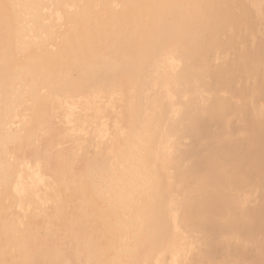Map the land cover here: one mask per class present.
<instances>
[{
	"label": "rangeland",
	"instance_id": "374dc122",
	"mask_svg": "<svg viewBox=\"0 0 264 264\" xmlns=\"http://www.w3.org/2000/svg\"><path fill=\"white\" fill-rule=\"evenodd\" d=\"M123 1L0 0V248L2 232L17 236L54 215L76 217L74 198L60 182L77 177L75 186L94 195L82 202L97 209L111 264H196L192 255L198 264H232L242 242L233 230L221 229L212 239L193 224L182 228L176 214L178 202L200 188V162L264 157V0H125L151 16L145 25L166 52L146 55L129 85L119 81L118 60L102 63L101 76L77 82L72 56L100 60L85 36L69 35L80 12L88 6L105 21L122 14ZM193 31L206 32L196 59L183 40ZM64 38L70 52L60 46ZM35 63L51 68L60 88L50 93L40 80L32 89ZM257 175L248 164L241 173L255 185L249 201L258 208V217L246 220L264 235V183ZM233 201L237 207L239 196ZM144 208L161 213L158 235L165 237L157 236L148 252L154 234L142 223ZM166 234L175 246L166 245ZM245 246L239 260L252 252ZM207 252L216 256L208 260ZM22 262L41 264L33 253ZM0 264H7L1 256Z\"/></svg>",
	"mask_w": 264,
	"mask_h": 264
},
{
	"label": "bare ground",
	"instance_id": "6f19581e",
	"mask_svg": "<svg viewBox=\"0 0 264 264\" xmlns=\"http://www.w3.org/2000/svg\"><path fill=\"white\" fill-rule=\"evenodd\" d=\"M123 6L124 10L122 11V14L119 16L110 15L105 21L99 20V18L96 15H92V13L90 14V7L88 6L84 7L80 12L79 26L69 35L71 37L85 36V38L98 47L96 55L100 57V60L99 62H92L72 56L76 60L79 73V79L76 80L77 82L79 80L81 82H87L93 77L101 76L103 74L101 68L102 63L112 64L114 60H118L120 61L119 81L122 82L121 84L127 85L133 79L134 75L142 70V61L146 55L152 53L154 50L157 53L166 52V45L157 38H154L155 35L151 32L149 26L145 25L148 20H151V16L142 15V9L139 7V4L136 9L133 7L128 8L124 0ZM185 37L186 38L183 40L185 41L186 46H184L187 47L189 54L196 59L199 52L204 46H206V32L193 31L187 33ZM60 44L61 48H64L67 52L71 51L67 38H64ZM1 53H3L2 50H0V55ZM187 59L188 58H186V60ZM96 60H98V58ZM51 71V68H48V70L45 71L38 63H35L33 74L28 80V85L32 89H35L36 84L42 81L40 84L45 83L48 86L50 93H53L59 85L51 75ZM66 87H68V84H66ZM140 87L142 86L140 85ZM69 88L72 90L74 87L71 85ZM38 102H40V100ZM41 106L42 103L38 107L40 108ZM209 108L210 107H208V109ZM226 138L224 142L227 141L228 138ZM221 139L220 141H222ZM228 140H231L230 137ZM261 157V153H259L258 156L255 155V153L252 156L239 154L237 163L233 162L231 160L232 158L226 160L211 158L212 160L200 162L196 168V172L200 173V176L195 182V185L200 188L196 192L189 191L186 196L178 202L179 204L181 203V213L179 215L176 214V217H178L179 220H182L180 221V226L182 228H184L182 225H187L188 227L193 224L200 230V233L204 232L205 235L210 236L212 239L221 229H225V231L228 228L230 231L233 230V235L237 240H241L242 242L237 245V251L239 253L235 258L237 260H231L232 264L264 263V254L261 253L264 251V244H262V246L258 244L261 242V239L264 238V235L261 232H255L253 228H255L256 224L252 225L250 224V221L246 220L247 216L258 217L256 216V211L258 209L255 207L256 203L249 201V198L255 192V185H253V181H248L241 176L245 165L248 164L253 167L254 172L256 171L258 174L257 176H259L261 178L260 180L264 183V157ZM231 169L235 171L233 176H226L223 174L225 171H230ZM77 181V177H72L70 180H61L60 182L67 192H69L74 198L76 208L73 213L76 212V217L69 216L70 218L63 219L58 215L55 216L53 214L54 217L51 222L41 221V223L36 225L38 226L37 228L32 227L31 229L29 228V230L24 228L22 229L21 234L19 233L17 236L9 233V230L2 232L4 233L2 239L5 241L6 245L5 247L0 248V256L5 262H7V264H23L22 260L24 256L30 253L35 254L41 264H111L112 256L108 251L110 245L107 242V236L103 234L101 230L103 222L100 221L99 216L95 212L97 209L94 204L82 202L83 198L93 200L94 195L91 191L84 192L81 191L80 188H77L75 186V182ZM237 192H241L243 195H239ZM236 196H239L237 207H235L233 201V198ZM242 204H247V207L245 206V208L241 209L239 206ZM66 208L68 209L67 206ZM9 215L11 214L9 213ZM141 215L143 218V220L141 219L143 225L152 235L154 234L151 244L147 243L148 246L145 249V252H148L150 251L152 244L160 239H165L164 236L160 237L158 235V227L162 222V215L158 212L152 214L151 211L146 208L142 210ZM1 217L3 218L4 214ZM178 218H176V220ZM157 236H159L160 239H157ZM176 242L175 239L169 240L168 235L166 234V245L168 247L175 246ZM246 243L250 245V248H253L250 249L252 252L248 259L239 260L242 256L240 252L247 248V246H245ZM232 245H228V247L232 248ZM11 249L15 250L14 253L11 252ZM205 256L207 257L206 259L209 260L212 259L213 256H216V254L207 252L205 253ZM197 259L193 255L191 256L192 263L198 264Z\"/></svg>",
	"mask_w": 264,
	"mask_h": 264
}]
</instances>
